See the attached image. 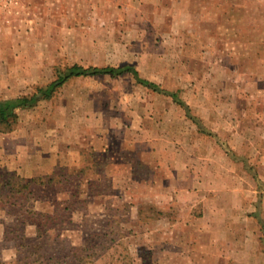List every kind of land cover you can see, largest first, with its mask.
Here are the masks:
<instances>
[{
  "label": "rangeland",
  "instance_id": "374dc122",
  "mask_svg": "<svg viewBox=\"0 0 264 264\" xmlns=\"http://www.w3.org/2000/svg\"><path fill=\"white\" fill-rule=\"evenodd\" d=\"M195 3L164 19L154 0H0L19 25L0 101L36 97L0 136L38 147L33 174L0 155V264H264V0ZM73 64L133 67L176 101L129 72L43 95Z\"/></svg>",
  "mask_w": 264,
  "mask_h": 264
},
{
  "label": "crops",
  "instance_id": "0c3cea01",
  "mask_svg": "<svg viewBox=\"0 0 264 264\" xmlns=\"http://www.w3.org/2000/svg\"><path fill=\"white\" fill-rule=\"evenodd\" d=\"M195 1H197V0H154V7L150 8L148 10L150 11L149 14L157 15V16L163 15L164 19L173 16L174 13H176V12H178L180 14V16L183 17L184 19H187V17H189V16L191 17V16L197 14V11L200 7V4L199 3L196 4ZM151 6H153V5L149 4L148 7H151ZM173 10H175V11H173ZM142 12H144V10H142ZM211 14L212 13H210V15ZM17 26L19 27V25L12 24L9 27H0V41L2 39H4L5 32H7L6 34L8 36H12V35H14V33L16 35V33L19 31ZM35 27H51V25L44 23L43 25H38ZM0 48H1V44H0ZM0 77H2V75H0ZM9 138H10V136L6 135V134H1V136H0V155L4 156L6 158L11 157L10 159H6L5 163L7 165L15 168V167H19V166L20 167H28L27 164L35 162L34 164H31V166H29L30 170H32L30 173L33 174L34 170L37 168L36 163L38 161L37 152H36L38 150V147H37L36 142H35L33 148L29 151L28 147L24 150V147L27 144L26 141H19L17 139L13 140V139H9ZM9 144H12L13 148L10 149ZM103 144L104 143L98 138H95L91 141V146L93 147V149H102V148H104ZM18 151H20V153H18ZM224 158H227V157H224ZM210 162H211V164H210L211 169H213L215 171L219 170L223 174L226 172L227 168H226L225 164L224 165L222 164V159L220 160L219 163L213 159H211ZM224 163H227V161H225ZM234 163L237 166H239L242 170H244L242 162L241 163L240 162H234ZM230 208L233 209V207H230ZM259 208L260 207H258V212L261 210ZM260 218L264 220V213L263 212H260L258 214V216H257V214L255 216H253V218H251V223H252L253 227L256 226L257 229L261 230L262 227H261V224L259 222ZM254 229H255V227H254ZM245 239L246 238H244V240ZM256 240H260L259 235H257ZM252 250H253L252 252H249V254H251V256L256 257L257 255H260V251H261L260 249L257 253H255L254 250H256V249L254 247L252 248ZM262 252H263V250H262ZM237 254H239V253H237ZM239 255H241V254H239Z\"/></svg>",
  "mask_w": 264,
  "mask_h": 264
},
{
  "label": "trees",
  "instance_id": "16d2710c",
  "mask_svg": "<svg viewBox=\"0 0 264 264\" xmlns=\"http://www.w3.org/2000/svg\"><path fill=\"white\" fill-rule=\"evenodd\" d=\"M125 72H129L132 76L141 84L145 85L148 88H151L154 91L162 92L163 94L172 96L175 99V93L169 92L164 89L159 88V86L153 82H150L146 79H142L138 76V72L133 67H126V66H104V67H96V66H89L83 67L77 64H73L67 67L66 72L61 75L57 80L52 81L48 87L43 91V95L48 96L50 92L60 84H62L65 80L72 76H87V75H96V74H109V75H119ZM36 99L35 95L26 96L20 95L16 97H11L8 99H3L0 101V126H4L3 128L9 129L11 125L16 121V112L15 109L18 107H26L29 106L34 100ZM189 118L197 123L194 117ZM202 130V129H201ZM50 181V179H48ZM33 183L35 185H43L42 179H29L26 181V185ZM261 224L262 230L264 232V220L259 219Z\"/></svg>",
  "mask_w": 264,
  "mask_h": 264
}]
</instances>
